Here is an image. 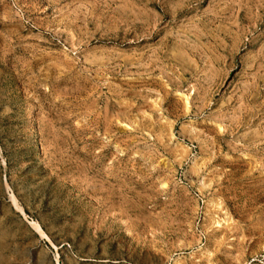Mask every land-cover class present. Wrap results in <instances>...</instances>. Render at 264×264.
<instances>
[{
	"label": "rangeland",
	"instance_id": "rangeland-1",
	"mask_svg": "<svg viewBox=\"0 0 264 264\" xmlns=\"http://www.w3.org/2000/svg\"><path fill=\"white\" fill-rule=\"evenodd\" d=\"M39 166L69 251L0 264H264V0H0V190Z\"/></svg>",
	"mask_w": 264,
	"mask_h": 264
},
{
	"label": "crops",
	"instance_id": "crops-1",
	"mask_svg": "<svg viewBox=\"0 0 264 264\" xmlns=\"http://www.w3.org/2000/svg\"><path fill=\"white\" fill-rule=\"evenodd\" d=\"M34 170L8 175L2 181L0 247L20 245L30 255L40 252L56 261L70 247V198L68 195L65 202L64 192H57L56 179L46 167ZM3 208L7 209L5 217ZM20 230L22 237L17 235Z\"/></svg>",
	"mask_w": 264,
	"mask_h": 264
},
{
	"label": "bare ground",
	"instance_id": "bare-ground-1",
	"mask_svg": "<svg viewBox=\"0 0 264 264\" xmlns=\"http://www.w3.org/2000/svg\"><path fill=\"white\" fill-rule=\"evenodd\" d=\"M57 264H58V262H57Z\"/></svg>",
	"mask_w": 264,
	"mask_h": 264
}]
</instances>
